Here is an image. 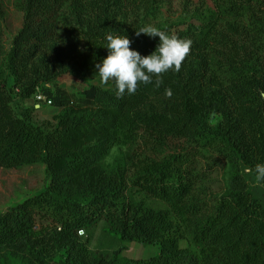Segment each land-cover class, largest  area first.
Segmentation results:
<instances>
[{
	"label": "trees",
	"instance_id": "1",
	"mask_svg": "<svg viewBox=\"0 0 264 264\" xmlns=\"http://www.w3.org/2000/svg\"><path fill=\"white\" fill-rule=\"evenodd\" d=\"M209 1L212 9H189L187 0V21L154 26L192 40L180 72L119 97L112 80L79 96L44 87L98 75L109 33L151 54L159 37L136 31L172 12V0H16L21 28L0 67V168L40 163L47 179L41 193L0 211V264H264V181L242 174L264 164V0ZM39 87L59 111L35 125V105L17 114L12 91L28 99ZM172 141L228 163L227 190L213 203L185 155L165 153ZM129 145L150 155L122 150ZM100 221L159 254L92 252L79 233Z\"/></svg>",
	"mask_w": 264,
	"mask_h": 264
},
{
	"label": "rangeland",
	"instance_id": "2",
	"mask_svg": "<svg viewBox=\"0 0 264 264\" xmlns=\"http://www.w3.org/2000/svg\"><path fill=\"white\" fill-rule=\"evenodd\" d=\"M187 0H172V12H160L156 17L148 19L146 26H155L157 24L166 23L172 24L174 22L187 21L191 17V13L184 9ZM16 0H0V67L5 61L6 55L11 47L12 39L21 28L22 14L15 8ZM189 9L196 7H208L212 9V4L209 0H188ZM90 85L100 86V77L95 75L87 78L85 81L78 83L74 80L65 77L57 80L53 85H46L49 92L54 95L55 89H60L66 94L81 95ZM12 88V80H8V88ZM17 90L13 89V107L17 114L25 110H30L33 105H39V108L31 112L32 122L35 125L52 122V118L56 115L59 109L54 103L47 104L36 100L37 95L45 97L42 87L38 88L36 92L28 99H22L17 96ZM123 151L137 153L138 155H150L149 150L144 149L141 145L138 146H124ZM166 154H180L185 155L186 163L185 170L194 176H198L201 182L198 184L202 197L208 204L214 202V199L223 195L228 187L230 178V168L228 163L219 157L213 151H206L196 148L193 144L172 141L169 148L165 150ZM119 154V149H114L109 161L116 158ZM46 170L45 167L38 163L30 166H23L16 170H6L0 168V211L9 207L15 206L25 199L41 193L46 184ZM107 223L100 221L98 224L80 232L83 240H87L88 248L94 252L103 255H111L118 250L122 245L126 250L122 252V256L129 259H148L159 254V247L157 245L144 246L142 244L131 242L123 243L118 237L106 232ZM181 247H186L187 242H181Z\"/></svg>",
	"mask_w": 264,
	"mask_h": 264
},
{
	"label": "clouds",
	"instance_id": "3",
	"mask_svg": "<svg viewBox=\"0 0 264 264\" xmlns=\"http://www.w3.org/2000/svg\"><path fill=\"white\" fill-rule=\"evenodd\" d=\"M150 37H159L160 43L155 51L142 56L131 49L132 41L126 36H106L108 55L101 64H97L100 84L107 85L110 80L115 82L117 96L123 97L127 92L133 95L140 85L153 84L158 89L163 84V76L170 70L179 73L186 57L190 54L192 40L180 38L175 34L169 35L165 31L153 26H144L136 31ZM165 95L171 98L170 88L165 89ZM242 174L254 175L255 183L264 181V164L257 163L254 168L245 166Z\"/></svg>",
	"mask_w": 264,
	"mask_h": 264
},
{
	"label": "built area",
	"instance_id": "4",
	"mask_svg": "<svg viewBox=\"0 0 264 264\" xmlns=\"http://www.w3.org/2000/svg\"><path fill=\"white\" fill-rule=\"evenodd\" d=\"M36 100L38 101V103H40V102H43V103H47V104H51V102L50 101H46V99H45V97H43L42 95H37L36 96ZM81 233H82V231H81Z\"/></svg>",
	"mask_w": 264,
	"mask_h": 264
},
{
	"label": "water",
	"instance_id": "5",
	"mask_svg": "<svg viewBox=\"0 0 264 264\" xmlns=\"http://www.w3.org/2000/svg\"><path fill=\"white\" fill-rule=\"evenodd\" d=\"M260 97H261L262 101H264V91H260ZM34 108L38 109L39 105H35Z\"/></svg>",
	"mask_w": 264,
	"mask_h": 264
}]
</instances>
